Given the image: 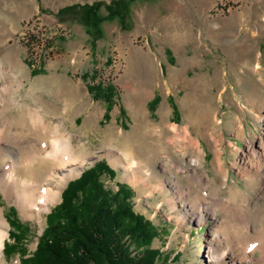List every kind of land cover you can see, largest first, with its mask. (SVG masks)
Wrapping results in <instances>:
<instances>
[{
    "label": "rangeland",
    "instance_id": "obj_1",
    "mask_svg": "<svg viewBox=\"0 0 264 264\" xmlns=\"http://www.w3.org/2000/svg\"><path fill=\"white\" fill-rule=\"evenodd\" d=\"M66 7L72 8L59 14ZM28 33L44 45L52 40V47L32 54ZM99 82L116 87L108 117L106 103L88 90ZM8 83V102L16 99L63 120L97 157L66 181L43 221L25 219L0 189V210L9 221L4 249L17 243L13 253L3 249L1 264H25L68 183L99 162L115 171L102 174L104 188L116 193L129 186V202L123 196L118 201L157 227L150 248L166 264H222L241 247L225 210L211 201L201 215L186 207L198 193L188 169L203 177L210 193L229 199L239 190V203L247 199L264 210V191L250 182L246 187L243 165L264 141V0H0V86ZM7 114L17 117V105ZM171 125L178 127L175 137ZM185 127L199 139L200 150L178 136ZM109 150L128 153L141 166V179L113 166ZM249 159L257 170V159ZM172 181L188 194L176 191ZM13 219L19 230L12 228ZM261 221L251 222V234ZM18 232L20 240L14 239ZM248 255L249 264H264L260 251Z\"/></svg>",
    "mask_w": 264,
    "mask_h": 264
},
{
    "label": "bare ground",
    "instance_id": "obj_2",
    "mask_svg": "<svg viewBox=\"0 0 264 264\" xmlns=\"http://www.w3.org/2000/svg\"><path fill=\"white\" fill-rule=\"evenodd\" d=\"M9 89H11L10 83L0 86V189L5 198L19 208L25 219L43 221L44 212L60 199L61 188L66 181L78 175L97 155L94 154L95 152L90 153L91 151L84 148V144L75 140L63 120L53 121L30 105L17 103L14 101L16 99H11L12 103L8 102L9 98H12L9 96ZM16 105L18 116H8L7 112ZM169 129L175 137L178 133L177 125H171ZM180 135L184 142L200 150L199 139L194 140L188 127L183 128L178 136ZM260 144L261 151L251 149L252 152L244 157L243 165L246 187H249L247 182H250L264 191V176L261 175L264 174V141ZM113 150L105 153L112 165L121 166L128 173L127 176L133 180L141 179L143 173L141 166L134 161L131 162L128 153ZM248 155L257 159V170L253 169L254 165ZM220 163L218 168L224 175L225 171ZM190 170L198 193L192 199V203H186V207L193 208L201 215V212L208 213L209 208L205 205L211 201L210 204L219 206L230 214V224L237 229V232H240L238 240L241 247L236 248L227 258L229 260L222 264H249L250 251H260L261 261L264 263V224L259 226V230H255L253 234L249 230L251 222H257L261 218L260 223H263V208L257 207L258 205H247V199L239 203L242 197L239 190L235 191L233 198L229 199L217 193H210L202 184L203 177L198 175L194 168L188 169ZM224 176L227 178L226 174ZM171 185L181 195L189 192V190L181 189L176 182L172 181ZM203 193L206 196H203ZM202 207L203 210H200ZM7 226L8 222L3 211L0 210V264L8 236L5 230ZM242 240L253 243L250 246L247 243L245 246ZM217 245L218 239L212 242L210 249L213 252L217 251ZM242 253H246L243 258L240 257ZM211 258L212 261L219 260L218 256L212 255ZM221 258H225L223 254Z\"/></svg>",
    "mask_w": 264,
    "mask_h": 264
},
{
    "label": "trees",
    "instance_id": "obj_3",
    "mask_svg": "<svg viewBox=\"0 0 264 264\" xmlns=\"http://www.w3.org/2000/svg\"><path fill=\"white\" fill-rule=\"evenodd\" d=\"M72 7L63 8L59 14ZM37 40L34 34L26 36L25 44L32 54L36 53L35 49H49L53 45L52 40H46L45 45ZM88 90L95 100L106 103L108 117L116 104V87L99 82L89 85ZM154 101L157 103L158 98ZM174 113L177 114L176 107ZM103 173L113 176L115 171L108 164L99 162L68 183L61 203L48 215V227L40 236L35 252L23 259V263L166 264L160 260L159 251L150 248L153 239L159 235L157 227L136 213L130 203L118 201L123 196L129 202V186L121 185L116 193H111L102 184ZM11 226L21 228L14 219ZM13 235L18 240L22 237L19 232ZM16 247L17 243L6 246L4 253H13Z\"/></svg>",
    "mask_w": 264,
    "mask_h": 264
},
{
    "label": "built area",
    "instance_id": "obj_4",
    "mask_svg": "<svg viewBox=\"0 0 264 264\" xmlns=\"http://www.w3.org/2000/svg\"><path fill=\"white\" fill-rule=\"evenodd\" d=\"M22 36H24V33L22 34ZM33 44V43H32ZM34 45V44H33Z\"/></svg>",
    "mask_w": 264,
    "mask_h": 264
}]
</instances>
